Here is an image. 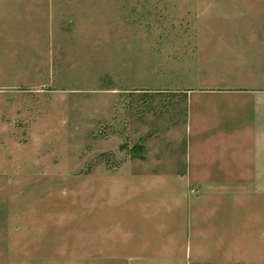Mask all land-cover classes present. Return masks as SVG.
Segmentation results:
<instances>
[{
  "label": "rangeland",
  "instance_id": "1",
  "mask_svg": "<svg viewBox=\"0 0 264 264\" xmlns=\"http://www.w3.org/2000/svg\"><path fill=\"white\" fill-rule=\"evenodd\" d=\"M30 2L27 16L0 20L15 44L27 45L0 49V77L11 76L0 78V264H214L215 243L201 241L195 225L199 181L118 168L145 151L122 142L124 113L156 102L136 88L135 17L165 10L163 1ZM49 28L57 31L49 36ZM201 200L230 235L229 201L210 191ZM246 218L239 241L221 244L237 246L234 264H264V240H248ZM182 230L188 235H170ZM132 239L148 252L111 248Z\"/></svg>",
  "mask_w": 264,
  "mask_h": 264
},
{
  "label": "crops",
  "instance_id": "2",
  "mask_svg": "<svg viewBox=\"0 0 264 264\" xmlns=\"http://www.w3.org/2000/svg\"><path fill=\"white\" fill-rule=\"evenodd\" d=\"M161 1L165 10L148 18L140 14L134 25L142 40L133 65L142 79L136 88L155 93L157 103L138 104L123 116L122 142L142 144L145 151L118 168L129 176L186 175L190 183L199 181L200 240L215 243L214 264H234L237 246L221 243L239 241V217H247L249 241L258 240L256 235L264 240V0ZM32 6L30 0H0V20L15 11L26 15ZM146 19L150 22H141ZM56 31L49 28V36ZM25 46L0 29V49ZM208 191L221 205L229 201L230 235L207 218L201 197ZM136 240L111 248L124 246L128 257L148 252L150 246ZM153 241L154 249L163 248Z\"/></svg>",
  "mask_w": 264,
  "mask_h": 264
}]
</instances>
